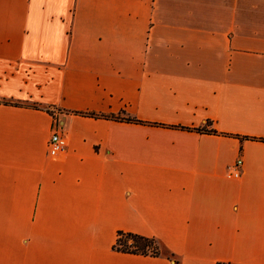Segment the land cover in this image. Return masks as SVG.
<instances>
[{
	"label": "crops",
	"instance_id": "0c3cea01",
	"mask_svg": "<svg viewBox=\"0 0 264 264\" xmlns=\"http://www.w3.org/2000/svg\"><path fill=\"white\" fill-rule=\"evenodd\" d=\"M0 264H264V0H0Z\"/></svg>",
	"mask_w": 264,
	"mask_h": 264
},
{
	"label": "trees",
	"instance_id": "16d2710c",
	"mask_svg": "<svg viewBox=\"0 0 264 264\" xmlns=\"http://www.w3.org/2000/svg\"><path fill=\"white\" fill-rule=\"evenodd\" d=\"M84 115L95 118H107L113 120H121L127 122H136L134 119L120 116H105L95 113H83ZM197 131H203L204 129H196ZM206 132L214 133L212 130H204ZM115 249L128 254H135L145 257H159L164 255L159 242L155 238H149L133 233H126L120 231L118 233ZM169 259L174 258V254H165Z\"/></svg>",
	"mask_w": 264,
	"mask_h": 264
},
{
	"label": "built area",
	"instance_id": "2783aa9c",
	"mask_svg": "<svg viewBox=\"0 0 264 264\" xmlns=\"http://www.w3.org/2000/svg\"><path fill=\"white\" fill-rule=\"evenodd\" d=\"M68 140L60 130H55L50 138L48 149L52 158H57L67 150ZM243 160L238 159L233 166L229 169V176L234 179L242 177Z\"/></svg>",
	"mask_w": 264,
	"mask_h": 264
}]
</instances>
